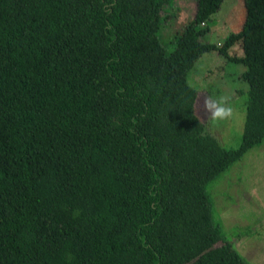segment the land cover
Segmentation results:
<instances>
[{
    "label": "trees",
    "instance_id": "obj_1",
    "mask_svg": "<svg viewBox=\"0 0 264 264\" xmlns=\"http://www.w3.org/2000/svg\"><path fill=\"white\" fill-rule=\"evenodd\" d=\"M222 1L195 0L166 51L169 0H0V264H252L206 186L264 136V0L204 41ZM214 49L247 83L232 147L185 77Z\"/></svg>",
    "mask_w": 264,
    "mask_h": 264
},
{
    "label": "rangeland",
    "instance_id": "obj_2",
    "mask_svg": "<svg viewBox=\"0 0 264 264\" xmlns=\"http://www.w3.org/2000/svg\"><path fill=\"white\" fill-rule=\"evenodd\" d=\"M157 36L166 51L174 44L177 29L183 27L195 8V0H169ZM244 18L242 0H223L210 15V28L204 41L221 42L226 34L237 31ZM230 54H240L234 43ZM243 66L224 58L217 51L202 52L186 72V81L196 89L194 112L218 142L235 146L240 137L247 83L239 77ZM206 96H228L234 108L229 120L214 123L203 106ZM214 215L219 217L223 237L249 263L264 264V136L244 154L207 183ZM221 241L218 240L216 244Z\"/></svg>",
    "mask_w": 264,
    "mask_h": 264
},
{
    "label": "clouds",
    "instance_id": "obj_3",
    "mask_svg": "<svg viewBox=\"0 0 264 264\" xmlns=\"http://www.w3.org/2000/svg\"><path fill=\"white\" fill-rule=\"evenodd\" d=\"M228 96H206L203 99L205 111L210 116V121L219 123L229 120L234 116V108L230 104Z\"/></svg>",
    "mask_w": 264,
    "mask_h": 264
}]
</instances>
